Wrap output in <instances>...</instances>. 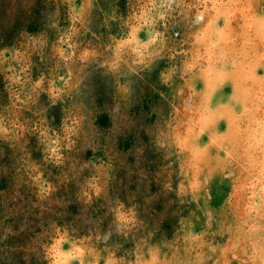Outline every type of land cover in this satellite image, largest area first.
I'll use <instances>...</instances> for the list:
<instances>
[{
    "label": "rangeland",
    "instance_id": "rangeland-1",
    "mask_svg": "<svg viewBox=\"0 0 264 264\" xmlns=\"http://www.w3.org/2000/svg\"><path fill=\"white\" fill-rule=\"evenodd\" d=\"M60 262L264 264V0H0V264Z\"/></svg>",
    "mask_w": 264,
    "mask_h": 264
},
{
    "label": "bare ground",
    "instance_id": "bare-ground-1",
    "mask_svg": "<svg viewBox=\"0 0 264 264\" xmlns=\"http://www.w3.org/2000/svg\"><path fill=\"white\" fill-rule=\"evenodd\" d=\"M62 262V261H61ZM61 262H60V264H61ZM63 264V263H62Z\"/></svg>",
    "mask_w": 264,
    "mask_h": 264
}]
</instances>
